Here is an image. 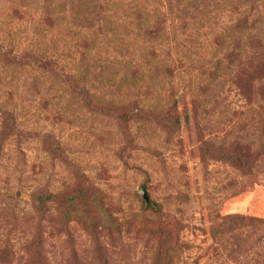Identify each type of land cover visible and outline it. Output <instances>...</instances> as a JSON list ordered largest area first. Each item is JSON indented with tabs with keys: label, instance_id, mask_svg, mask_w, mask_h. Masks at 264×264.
<instances>
[{
	"label": "rangeland",
	"instance_id": "obj_1",
	"mask_svg": "<svg viewBox=\"0 0 264 264\" xmlns=\"http://www.w3.org/2000/svg\"><path fill=\"white\" fill-rule=\"evenodd\" d=\"M135 1L145 7L139 18ZM242 16L244 30L231 29ZM159 18L165 30L155 39L146 27ZM232 50L264 63V0H0V129L6 110L19 129L0 153V264H154L166 236L173 264H264V102L236 86ZM66 74L103 101L162 109L174 97L180 121L172 134L145 120L127 131L90 112ZM45 132L129 229L91 230L62 219L54 203L36 212V190L58 192L75 177L43 149ZM202 139H238L261 156L245 175L201 161ZM144 190L163 204L159 214L145 210L151 222L142 218Z\"/></svg>",
	"mask_w": 264,
	"mask_h": 264
},
{
	"label": "trees",
	"instance_id": "obj_2",
	"mask_svg": "<svg viewBox=\"0 0 264 264\" xmlns=\"http://www.w3.org/2000/svg\"><path fill=\"white\" fill-rule=\"evenodd\" d=\"M172 3V0H168ZM141 1H135L134 14L140 17L145 7L140 4ZM172 8V7H171ZM181 16V15H180ZM248 17L242 16L230 26L233 30L242 31L247 26ZM164 18H159L157 22L152 24L151 28H147L148 34L153 38H158L164 33ZM145 28V31H146ZM230 52V51H229ZM228 52L229 58L232 54L238 58V64L234 71L233 80L239 88L242 95L249 101L255 98H260L264 102V63L261 61H251L249 58L243 57V52L232 50ZM232 59H229L230 64ZM216 76V71L211 72ZM66 82L72 87V92L82 101L85 107L94 114H100L105 117H110L117 121L119 125L128 131V123L131 120H145L154 121L161 129L166 130L168 133L176 129L180 119L178 115L177 99L173 97L172 103L162 109L146 108L140 105L136 100L129 102L123 101H103L96 93L89 87L80 84L74 74H66ZM205 88L206 86H202ZM193 109H197L199 104L197 100H192ZM17 116L14 111L6 110L4 113L3 123L0 129V153L3 148V142L17 132ZM43 149L50 155L52 159L67 164L69 167L75 169L72 173L74 181L71 182L67 189H62L58 192H48L38 189L33 194L34 208L40 215H45L50 209L51 204L56 205V209L60 211L61 218L69 221L73 219L85 222L91 230H96L101 227L104 229H115L120 232L121 228L129 229V222L121 223L114 222L110 212L107 208L105 191L90 179L89 175L81 173L78 175L80 166L71 160L67 154L65 145L60 139L51 132H45L39 135ZM202 144L199 148V156L201 161L206 162L207 158H215L223 162L230 163L232 166L241 170L245 175L252 174L257 160L261 156L260 152L253 149L249 143H243L236 139L229 143L217 144L210 139H202ZM76 178V179H75ZM72 185V186H71ZM146 186V184H144ZM142 218L144 222L150 220L145 214V210H151L156 214L163 212V204L154 200H149L148 203L142 205ZM222 219H238V220H251L262 222V219L257 217H245L241 214H227ZM140 231L139 227L132 228ZM167 239L160 242L154 252V264H173L174 248L173 241L167 236Z\"/></svg>",
	"mask_w": 264,
	"mask_h": 264
},
{
	"label": "water",
	"instance_id": "obj_3",
	"mask_svg": "<svg viewBox=\"0 0 264 264\" xmlns=\"http://www.w3.org/2000/svg\"><path fill=\"white\" fill-rule=\"evenodd\" d=\"M143 198H144V200H145L146 203H148L149 200H150V198H149V196H148L146 190H144Z\"/></svg>",
	"mask_w": 264,
	"mask_h": 264
}]
</instances>
